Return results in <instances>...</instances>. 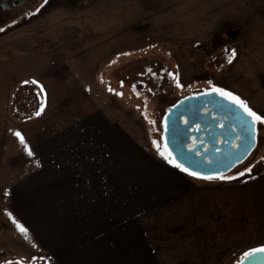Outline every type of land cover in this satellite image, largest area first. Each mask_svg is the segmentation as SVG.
<instances>
[{
	"label": "rangeland",
	"instance_id": "1",
	"mask_svg": "<svg viewBox=\"0 0 264 264\" xmlns=\"http://www.w3.org/2000/svg\"><path fill=\"white\" fill-rule=\"evenodd\" d=\"M0 28V240L13 237L8 213L37 215L11 197L28 176L17 132L31 148L83 118L104 119L116 137L125 136L130 161L141 155L166 164L160 155L164 116L178 101L218 87L264 115V0H23L0 12ZM257 129L249 156L225 179L208 180L212 185L264 172V125ZM5 163L21 173H2ZM182 173L175 195L203 190V182ZM26 201L40 203V189ZM25 224L38 240L33 235V246L20 244L18 252H0V259L42 264L49 255L38 243L41 223ZM249 248L230 249L228 264Z\"/></svg>",
	"mask_w": 264,
	"mask_h": 264
},
{
	"label": "crops",
	"instance_id": "2",
	"mask_svg": "<svg viewBox=\"0 0 264 264\" xmlns=\"http://www.w3.org/2000/svg\"><path fill=\"white\" fill-rule=\"evenodd\" d=\"M106 126L112 125L83 118L39 140L32 156L21 151L28 176L11 197L37 215L26 219L13 211V237L1 236V253L33 246V235L38 240L26 222L41 223L38 243L49 255L42 264H228L232 248L264 247V172L222 187L197 179L203 190L175 195L183 173L147 156L130 161L125 136ZM1 172L21 173L8 163ZM36 189L40 203L23 202ZM13 220L31 232L22 235ZM8 258L0 263L16 262Z\"/></svg>",
	"mask_w": 264,
	"mask_h": 264
},
{
	"label": "water",
	"instance_id": "3",
	"mask_svg": "<svg viewBox=\"0 0 264 264\" xmlns=\"http://www.w3.org/2000/svg\"><path fill=\"white\" fill-rule=\"evenodd\" d=\"M165 121L168 129L165 131L164 128V145L167 144L177 163L200 176L227 174L256 146V138L253 140L247 129L250 118L236 105L214 93L178 101L168 108L164 124ZM197 128L199 131L194 130ZM246 264H264V255H258Z\"/></svg>",
	"mask_w": 264,
	"mask_h": 264
},
{
	"label": "snow or ice",
	"instance_id": "4",
	"mask_svg": "<svg viewBox=\"0 0 264 264\" xmlns=\"http://www.w3.org/2000/svg\"><path fill=\"white\" fill-rule=\"evenodd\" d=\"M45 3H47V0H45ZM38 11V10H37ZM35 14V13H34ZM4 31L3 28H0V32ZM233 56H235V53H233ZM231 62V60L229 61ZM151 71V70H149ZM173 79L176 81V87L177 88H182L183 86L179 83L178 77H173ZM27 83V82H26ZM32 84H36L38 85L37 81H32ZM39 86V85H38ZM41 88V91H43V87L39 86ZM135 91V89H133ZM109 91L111 92L112 89L109 88ZM216 94L219 96H222L224 99L228 100L229 102H231L232 104L236 105L238 108H240L246 115L247 117L250 118V122L247 124V129L251 135V138L254 140L256 138V134H257V125H264V115L261 114H257L255 111H253L251 108L248 107V105L241 100L239 97L233 95L230 92H226L221 88L218 87H212L210 92H205L203 93L204 95H212V94ZM116 95H122V93H115ZM137 95L139 96V93H137ZM43 111V106L41 107L40 111L37 112V115H40L41 112ZM145 118H147L146 114H145ZM185 123L187 124V121H185ZM164 128L165 131H167L168 129V124L167 121H165L164 124ZM195 131H199V129H194ZM260 130H264V129H260ZM15 135L18 137L20 144L23 146V148L25 149L26 153L28 156H32L33 153L31 151V149L29 148L28 144L26 143L24 137L22 136L21 133L17 132L15 133ZM154 145L156 144V142H153ZM158 151H159V146L157 145ZM193 149H190V151ZM167 153V154H165ZM160 155L169 163L171 164L173 167L178 168L181 172L186 173L189 176H192L196 179H203V180H214V179H225V177L223 176H200L198 173L192 172L190 171L188 168H185L182 164L177 163L175 157L172 156L171 152L168 151L167 149V144L165 143L164 146V151L160 152ZM250 171V170H249ZM7 195V193H5ZM9 217L11 218V214L8 213ZM13 223H16L15 220H13ZM16 227L18 229V231L24 235L27 236V230L20 224L16 223ZM258 255H264V247H257L254 248L248 252H245L243 254V256L241 257L239 264H246L247 261L255 258ZM19 264V262H18Z\"/></svg>",
	"mask_w": 264,
	"mask_h": 264
},
{
	"label": "flooded vegetation",
	"instance_id": "5",
	"mask_svg": "<svg viewBox=\"0 0 264 264\" xmlns=\"http://www.w3.org/2000/svg\"><path fill=\"white\" fill-rule=\"evenodd\" d=\"M22 4L23 0H0V12H11L13 9L21 7Z\"/></svg>",
	"mask_w": 264,
	"mask_h": 264
}]
</instances>
